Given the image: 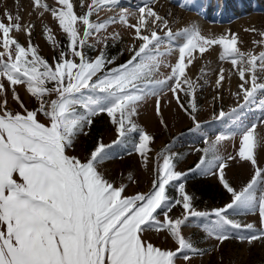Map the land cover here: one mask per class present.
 I'll return each mask as SVG.
<instances>
[{"label":"snow or ice","instance_id":"1","mask_svg":"<svg viewBox=\"0 0 264 264\" xmlns=\"http://www.w3.org/2000/svg\"><path fill=\"white\" fill-rule=\"evenodd\" d=\"M121 2L79 0V8L86 11L78 14L74 0H54L53 4L32 0L33 11L40 18L50 14L65 36L66 42L61 44L51 27L44 25L46 40L58 53L51 63L32 40L35 25L21 23L19 10H5L0 16V264H178L180 260L191 264L192 256L210 249L196 247V242L183 234V228L190 225L202 228L204 239L214 238L217 248L232 238L248 244L264 242V166L258 163V150L264 147V50L242 51L239 34L231 30L205 35L193 23L174 31L170 21L156 11L157 0H140L134 11L121 8L99 21L102 8ZM179 6L187 5L181 0ZM93 14L96 20L91 19ZM115 23L133 30L134 42L128 48L131 57L122 64H115L117 57H110L107 51L110 40L112 46L120 41L119 32L103 34ZM245 31L258 32L264 38V31ZM21 32L26 34L27 44L13 35ZM179 40L182 42L177 43ZM253 44L264 45V39ZM213 46L221 47L219 59L230 61L229 72L234 70L241 81L233 93L236 105L227 112L221 108L213 119L231 120L236 130L220 133L198 149L202 155L189 172L218 174L231 201L211 211L196 210L185 184L175 183L187 173L175 170L180 154L171 152L172 145L157 153L151 190L124 195L127 185L114 186L100 171L101 165L112 158L113 146L125 145L134 139L133 133H139L133 149L147 167L153 137L134 117L149 97H156L159 115L160 97L172 92L193 120L194 129L201 127L194 99L185 106L179 93L194 97L196 89L203 87L198 81L204 79L205 68L196 80L186 69L196 59L194 53L203 57ZM86 49L99 54L90 57ZM174 54L173 63L169 57ZM162 68L169 69L168 73ZM224 80L225 69L221 67L217 87ZM18 86L36 100V108L25 106ZM9 90L21 110L7 107ZM252 108H258L262 115L251 124L240 123L239 116ZM101 113L111 118L117 138L110 144L98 140L83 159L69 155L77 138L88 134L86 130ZM237 135L236 155L221 154L219 145ZM237 159L254 170L239 190L225 177L229 161ZM127 179L133 180L131 173ZM169 189H177L178 196L169 195ZM178 205L180 216H171ZM250 213L259 214L261 226L234 218ZM149 232L165 233L177 247L172 250L154 245L145 239Z\"/></svg>","mask_w":264,"mask_h":264},{"label":"rangeland","instance_id":"2","mask_svg":"<svg viewBox=\"0 0 264 264\" xmlns=\"http://www.w3.org/2000/svg\"><path fill=\"white\" fill-rule=\"evenodd\" d=\"M173 1L174 0H157L155 9L160 15L165 16L170 21V26L174 31L188 26L184 18L185 13L203 19L201 15L205 12L202 14L194 13L185 7L179 6L178 3H173ZM211 1L213 4H208V9L210 11L203 21L210 25L226 27V31L235 30L234 26L243 28L244 24L250 23L255 16L264 15V5L256 7L261 0H245L246 5L245 1L240 3V0ZM46 2L53 4L54 0H46ZM86 2L90 3V0H86ZM139 3L140 0H122L121 4L116 7L105 6L98 13L99 21H103L117 14L121 8L134 11L135 6ZM74 4L77 5L76 11L78 14H82V11H86V8L83 10L79 8V0H74ZM185 4L189 6V3ZM5 10H10L14 13L19 10L20 15L23 17L21 23H33L35 25L32 32V40L39 47L40 54L51 63L53 57L58 55V53L53 50L50 43L46 40L43 31L44 25L47 24L51 27L53 34L61 44L66 42L65 36L54 18L47 13L43 18H40L37 13L33 11L32 0H0V16H3ZM214 10L221 12V18L223 19L222 23L212 22V13ZM29 13H31V15H29ZM169 13H171V15H169ZM178 13L182 14L178 15ZM225 16H229L230 18L227 17V19L229 18L230 20L227 21ZM91 19L96 20L97 15L93 14ZM5 22L7 21L5 20ZM131 22L135 23L136 21L132 18ZM112 32H119L121 39L115 46H112V41L110 40L107 51L110 57H117L115 64H122L131 57L128 48L134 42L132 39L133 30L119 23H115L109 25L107 32L103 34L107 35V33ZM13 35H15L20 42L27 44L28 38L25 33H13ZM261 39L264 38L257 33L255 35V41H260ZM92 42H94V40ZM180 42H182V40L177 41V43ZM135 43L138 46L139 41L137 40ZM238 47H240V45H238ZM122 49L123 54L120 55L119 53ZM209 50H212L211 54L215 56L212 57L211 55V59H208L205 57V54L203 57H200L197 53H194L196 59L186 69L187 75L193 80H196L197 77L201 75L200 69L204 67V79L207 80V83H204V79L198 81L203 87L196 89L194 97H186L183 92L179 93L180 101L184 103L185 106H187L189 99H194L197 105L196 118L201 127L199 129H194L193 120L187 112L179 107L172 92L169 91L166 95L160 97L159 115L156 111V97H149L140 104L138 115L134 117L135 122L153 137V140L149 142L150 151L148 154L149 159L147 167L144 166L141 155L133 149V143H138L139 141V133H133L132 137H134V139L130 138L125 145L113 146L110 150L112 158L107 159L101 165L100 171L103 172L108 180L114 182V186H119L120 183L127 185L124 195L147 193L151 190L152 181L156 174L157 153L164 149L165 146L172 145L171 152L180 154V158L178 162H176L175 170L187 173L186 177L175 183L185 184L186 193L194 197L193 205L196 210L211 211L214 208L223 207L231 201V194L223 187L218 178V174L201 175L199 171L189 172V169L195 167L202 155L198 149L206 147L207 142L215 140L220 133H228L236 130L235 122L228 119H213V114H218L221 108L227 112L236 105L237 100L233 93L238 91V84L241 81L234 70L229 72V70L232 69L231 62L228 60L224 62L219 59V54L221 53L220 46H213L212 49ZM260 50H264V45H256L255 51L258 52ZM86 51L90 57H95L99 54L98 50L93 51L86 49ZM169 59L174 63L176 59L175 54L169 57ZM113 66L115 65H109V67ZM221 67L225 69V80L221 82L220 87H217L216 80ZM161 71L167 74L169 69L162 68ZM17 90L28 109L31 110L38 106L36 100L26 92L23 86H18ZM7 96V107L12 110H21L19 104L13 100L10 90ZM214 97L218 98L214 99ZM261 115L262 113L258 108L247 109L239 116V122L251 124V122L257 120ZM161 117L163 118V124L161 123ZM41 119L43 120V117H41ZM258 130H260L259 125ZM86 131L88 134H82L77 138L74 150H69V155H76L83 159L86 153L94 148L98 140L102 139L103 143L110 144L117 138L116 126L111 123V118L106 113H101L95 117L90 129ZM239 142L240 137L238 135L233 139L223 141L221 145H219L220 153L224 156L236 155ZM258 163L264 166V147L258 150ZM253 172L254 170L249 163L241 162L237 159L229 161L225 169V177L232 187L239 190L248 183ZM129 173L133 176L132 181L127 179ZM168 194L173 197L178 196V190L169 189ZM181 211L182 209L178 205L172 210L170 215L178 217ZM162 218L161 216V219ZM234 218L242 223H254L257 227L261 226V218L258 213L237 215ZM183 234L195 241L196 247L210 249L203 255L192 256L191 264H264V242L259 240L252 244H248L247 242H241L232 238L225 241L217 248L215 245L218 242L214 238L204 239L206 234L200 227L191 225L186 226L183 228ZM145 239L162 249L174 250L177 247L171 238L166 239V234L163 232H149L146 234ZM178 264H184V262L180 260Z\"/></svg>","mask_w":264,"mask_h":264},{"label":"bare ground","instance_id":"3","mask_svg":"<svg viewBox=\"0 0 264 264\" xmlns=\"http://www.w3.org/2000/svg\"><path fill=\"white\" fill-rule=\"evenodd\" d=\"M244 1L245 0H240L239 2L242 3ZM191 2L194 5H198L199 0H191ZM188 5L189 6H185V8H187L188 10H190V11L197 10L196 7H194L192 4L189 3ZM245 5H246V1H245ZM263 5H264V0H261V2L259 1V3L256 5V7L257 6L260 7V6H263ZM203 11L204 10H202L201 12H203ZM209 11L210 10L208 9V12L207 13H209ZM181 14L182 13H178V15H181ZM227 17H229V16H227ZM184 18H185V21H186V24L187 25H189L191 23L198 24L200 26V28L202 29V32L205 35H209V34L219 35V34H223V33L227 32L226 31V27L219 26V25H210V24L206 23L205 21H203V19L197 18L194 15H191V14H188V13H185ZM212 22H213V20H212ZM212 22H211V24H212ZM234 28H235V30H233L232 32H235V33H238L239 34V41L240 42H239L238 45H240V48L243 51H248L250 49H255L256 45L253 44V41H255V35L258 32L256 33V32L245 31V29L255 28V29H258V30H261V31L264 30V15L255 16L254 19L251 20L250 23L244 24L243 28L238 27V26H234ZM211 51L209 50L208 53H205V57L206 58L211 59L210 58L211 55H212L211 54ZM213 56H215V55H212V57Z\"/></svg>","mask_w":264,"mask_h":264}]
</instances>
